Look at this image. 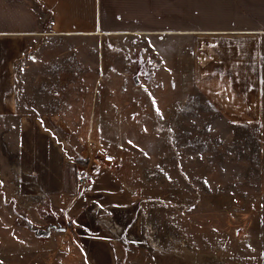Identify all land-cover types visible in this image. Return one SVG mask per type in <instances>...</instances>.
I'll return each mask as SVG.
<instances>
[{
    "label": "crops",
    "instance_id": "1",
    "mask_svg": "<svg viewBox=\"0 0 264 264\" xmlns=\"http://www.w3.org/2000/svg\"><path fill=\"white\" fill-rule=\"evenodd\" d=\"M263 49L264 0H0L3 190L36 218L50 202L45 218L74 227L86 264H120L124 243L141 237L139 206L116 162L95 154L104 149L85 151L73 135L74 123L107 120L98 118V102L79 101L76 74L92 69L116 83L139 72L149 80L154 61L151 86L160 95L193 90L224 120L252 123L263 115ZM55 62L58 105L40 81V68ZM80 162L94 175L86 190L77 181Z\"/></svg>",
    "mask_w": 264,
    "mask_h": 264
},
{
    "label": "rangeland",
    "instance_id": "2",
    "mask_svg": "<svg viewBox=\"0 0 264 264\" xmlns=\"http://www.w3.org/2000/svg\"><path fill=\"white\" fill-rule=\"evenodd\" d=\"M57 66L40 68L54 105L60 103ZM149 71V80L135 72L120 74L116 83L92 69L76 74L84 85L79 101L98 102V118L107 120L74 123L81 129L75 127L73 135L85 151L104 149L95 152L102 160L106 154L115 157L139 206L141 237L124 243L120 264H264V80L261 120L236 123L224 120L196 91L160 95L151 86L154 61ZM75 73H69L71 80ZM23 81L26 90L27 74ZM159 103L168 105L163 115ZM3 134L0 148L6 150ZM4 188L0 182V264H86L74 227L45 218L50 202L36 209L37 219ZM27 221L37 228L59 224L67 232L37 239Z\"/></svg>",
    "mask_w": 264,
    "mask_h": 264
},
{
    "label": "built area",
    "instance_id": "3",
    "mask_svg": "<svg viewBox=\"0 0 264 264\" xmlns=\"http://www.w3.org/2000/svg\"><path fill=\"white\" fill-rule=\"evenodd\" d=\"M51 26H49L50 28ZM34 58V57H33ZM24 64V63H23ZM103 163L113 164L116 162V159L111 154H106L103 156ZM77 181L81 190L89 189L94 184V175L91 172L90 168L87 165H79L77 168Z\"/></svg>",
    "mask_w": 264,
    "mask_h": 264
},
{
    "label": "water",
    "instance_id": "4",
    "mask_svg": "<svg viewBox=\"0 0 264 264\" xmlns=\"http://www.w3.org/2000/svg\"><path fill=\"white\" fill-rule=\"evenodd\" d=\"M134 81L137 85H139L140 82L138 76L134 77ZM27 226L29 231L33 233L37 239H48L53 235V233H65L67 231L66 227L59 224H50L45 228H37L27 221Z\"/></svg>",
    "mask_w": 264,
    "mask_h": 264
},
{
    "label": "trees",
    "instance_id": "5",
    "mask_svg": "<svg viewBox=\"0 0 264 264\" xmlns=\"http://www.w3.org/2000/svg\"><path fill=\"white\" fill-rule=\"evenodd\" d=\"M80 163H82V162H80ZM82 164H84L85 165V163H82ZM67 232V231H66Z\"/></svg>",
    "mask_w": 264,
    "mask_h": 264
}]
</instances>
